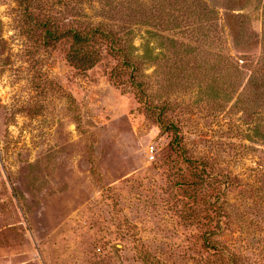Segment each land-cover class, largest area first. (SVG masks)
Segmentation results:
<instances>
[{
    "label": "rangeland",
    "instance_id": "obj_1",
    "mask_svg": "<svg viewBox=\"0 0 264 264\" xmlns=\"http://www.w3.org/2000/svg\"><path fill=\"white\" fill-rule=\"evenodd\" d=\"M0 264H264V0H0Z\"/></svg>",
    "mask_w": 264,
    "mask_h": 264
},
{
    "label": "trees",
    "instance_id": "obj_2",
    "mask_svg": "<svg viewBox=\"0 0 264 264\" xmlns=\"http://www.w3.org/2000/svg\"><path fill=\"white\" fill-rule=\"evenodd\" d=\"M52 26L53 25H50V29L47 30V34L49 38L53 40L61 39V37H58V35H56L57 29ZM66 36H67L66 38L71 37L73 41H75V45H76L75 51L73 52V56L71 57V62L75 66H79L84 70L94 68L98 63L95 59H92L93 57L92 54L88 56L87 53L88 52L87 50L92 47L96 38L100 36L106 38L107 40H111V42L113 43L112 37L109 34L100 32L98 28L91 29L89 31L72 30L70 33V37L69 35Z\"/></svg>",
    "mask_w": 264,
    "mask_h": 264
},
{
    "label": "built area",
    "instance_id": "obj_3",
    "mask_svg": "<svg viewBox=\"0 0 264 264\" xmlns=\"http://www.w3.org/2000/svg\"><path fill=\"white\" fill-rule=\"evenodd\" d=\"M152 152H153V149H152Z\"/></svg>",
    "mask_w": 264,
    "mask_h": 264
}]
</instances>
